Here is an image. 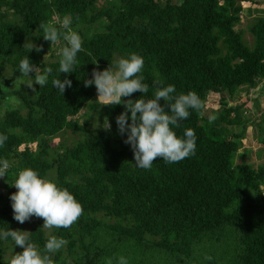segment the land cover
I'll return each mask as SVG.
<instances>
[{
    "label": "trees",
    "instance_id": "obj_1",
    "mask_svg": "<svg viewBox=\"0 0 264 264\" xmlns=\"http://www.w3.org/2000/svg\"><path fill=\"white\" fill-rule=\"evenodd\" d=\"M240 2L258 6L257 0H104L100 7L97 0H0V134L8 137L0 161L10 165L0 177V231L15 230L11 183L19 170L31 168L83 208L70 228H52L48 236L43 219L33 216L29 242L41 255L56 236L67 241L68 253L75 251L71 264H119L120 257L127 264H264V164L254 168L243 160L247 150L235 158L246 123L264 142V6L247 26L248 43L235 28ZM61 18L82 40L68 74L58 72L62 36L58 46L43 38L45 25L66 31ZM85 26L96 30L83 33ZM131 54L143 58L140 75L149 90L122 101L153 98L157 81L174 85L173 96L192 91L200 97L201 112L190 109L180 127L170 126L178 138L194 130L195 155L138 168L124 143L127 132L120 134L116 124L124 103L96 106L95 85L84 81L93 69H116L118 59ZM25 57L41 73L52 69L44 86L34 83L35 73H19ZM57 77L71 81L63 95L52 86ZM18 79L22 83L11 85ZM28 80L33 83L26 88ZM258 84L263 103L258 109L254 99V117L238 91ZM210 96L215 108L205 106ZM158 103L170 111L162 98ZM84 107L100 125L78 123ZM66 130L82 136L68 144L58 140L52 149L51 139ZM5 241L14 245L0 239V258ZM59 253L48 254L53 264Z\"/></svg>",
    "mask_w": 264,
    "mask_h": 264
},
{
    "label": "clouds",
    "instance_id": "obj_2",
    "mask_svg": "<svg viewBox=\"0 0 264 264\" xmlns=\"http://www.w3.org/2000/svg\"><path fill=\"white\" fill-rule=\"evenodd\" d=\"M63 28L66 31L61 33L55 26L45 25L43 38L54 44L59 42L62 36L66 44L57 53L60 56L58 72L68 74L75 71L76 56L82 50V40L78 33L70 29V21L65 20ZM33 48L36 51L41 50L34 45L30 50ZM143 66V58L137 54H131L128 58L118 59L115 71L110 67L105 70L93 69L92 78L85 80L84 86L95 85L97 101L100 105L124 103L125 111L116 117L118 132L120 134L127 132L124 143L131 146L135 166L147 170L152 167L157 158H162L166 163L171 164L195 155L194 130L186 129L183 138H178L170 126L180 127V121L190 116V109L201 112L203 102L192 91L173 96L174 85L160 87L159 81L154 82L157 87L153 98L122 101V97H129L137 91L142 94L148 93L149 86L142 83L144 77L140 75ZM51 72L52 69L47 68L41 73L40 67L31 64L28 57L19 62V73L24 77L35 73L34 83L40 87L47 83ZM32 83L29 87H32ZM52 86L63 95L66 87H71V81L67 78L61 81L57 77L52 81ZM161 98L166 102L169 112H166L158 103ZM214 119V116H209V122ZM129 120L131 123H128ZM110 128V123L106 121L104 129L110 130ZM7 139L6 135L0 134V147L4 146ZM9 167L7 160L0 161V177H5ZM11 186L17 189L9 197L13 218L20 224L35 216L43 219L42 227L45 229H67L83 213L82 205L67 189H61L54 182L39 177L38 173L31 168L19 170ZM9 238L14 245L23 249L22 252L11 257L9 264H53L48 254L57 252L67 243L63 238L50 236L44 244L45 254L41 255L37 247L29 242V232L9 228L0 231V239ZM119 264H127V260L120 257Z\"/></svg>",
    "mask_w": 264,
    "mask_h": 264
},
{
    "label": "rangeland",
    "instance_id": "obj_3",
    "mask_svg": "<svg viewBox=\"0 0 264 264\" xmlns=\"http://www.w3.org/2000/svg\"><path fill=\"white\" fill-rule=\"evenodd\" d=\"M104 0H97L96 3V7H100L102 6ZM173 1H178V0H173ZM255 1V0H254ZM258 2V6H256L255 4H251L248 5V3L246 2H240L242 5V10L239 13L240 15V19L239 22L235 25L236 29H240L242 31V38L244 40H246L248 43L251 42V35L249 34L248 30H247V26L248 24L253 22L254 17L258 16L261 14V9H263L262 7L264 6L263 4V0H257ZM67 20L66 18H61L62 23ZM93 30L95 31L96 29H94V26H85L82 29L83 33L86 34H90L93 32ZM76 32V31H75ZM59 42L54 43V46H58ZM44 58V60L48 59V57H42V59ZM113 71H115V68L112 69ZM30 80L27 81V85L26 88L28 87V84H30ZM22 83L21 79H18V81H15L14 83H12L11 85L15 84H19ZM25 87V86H24ZM97 95L96 94V98H95V103L97 104L96 106H102L99 104V102L97 101ZM247 98V106L250 109V115L254 117L258 116V113L254 111V99L257 100L256 102V106L259 108L262 107V99H261V91L259 90V84L254 87V88H250L248 89V91L245 93L244 90H239L238 91V101L241 102L244 100V98ZM94 102V101H93ZM231 103V102H229ZM205 106L206 107H210V108H215L217 106L216 103V98L215 96H210L209 99L206 100L205 102ZM5 108L0 105V115L4 112ZM88 111V115L86 114V112ZM92 110L87 109L86 107H84L76 116V118L78 119V123H81L84 119H86L87 121L90 122V126L91 127H97L98 125H100V122L98 120L93 119V116L91 115ZM259 111V110H258ZM245 132L242 138V144L243 147L239 148L236 152V160H237V154L241 153L242 150H247L248 154L244 156V159L247 163H250L252 165V167H256L257 165H261L264 164V142L260 143L257 139H258V135L255 132L254 128L250 126V123H246L245 126ZM82 135H80V133H76V132H72L70 130H66L64 131L61 135L55 136L51 139L50 141V145L52 147V149H56L59 146L58 140L63 141V139L65 141V144H68L72 141H76L78 140ZM264 140V139H263ZM58 143V144H57ZM260 189L264 195V186H260ZM4 189L2 188V186L0 185V191H3ZM35 219L34 217H31L28 221H26L23 224H20L19 222H17L15 230H20V231H29V229L32 227V225L34 224ZM44 232L45 235L48 236L51 233V229H45L44 228ZM2 249V256L0 258V264H9L11 257L16 254L21 252L20 250H18V248H16L12 242L10 241H5L2 243L1 246ZM75 251L74 252H69L67 251L65 245L60 249V253H59V257L58 260L56 261V264H71V257H73Z\"/></svg>",
    "mask_w": 264,
    "mask_h": 264
}]
</instances>
